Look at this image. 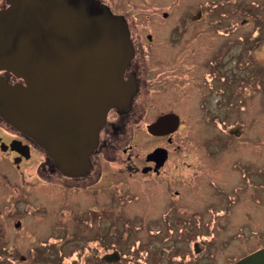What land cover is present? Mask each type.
Masks as SVG:
<instances>
[{"label":"flooded vegetation","instance_id":"obj_1","mask_svg":"<svg viewBox=\"0 0 264 264\" xmlns=\"http://www.w3.org/2000/svg\"><path fill=\"white\" fill-rule=\"evenodd\" d=\"M96 1L127 23L134 53L123 79L135 84V94L127 109L107 113L81 176L63 173L42 146L0 117V264H169L186 250L188 262L205 264L215 256L209 258L206 243L196 240L193 253L190 241H204L208 224L229 217L244 198L240 193L251 194L256 186L253 160L237 158L234 149L244 124L228 131L224 126L225 115L255 85L253 73L240 76L231 65L251 64L254 48L264 42V0H216L214 7L204 3L177 14L170 9L148 23L120 12V0ZM10 2L0 0V12ZM0 75L10 84H26L7 70ZM167 114L179 116L177 129L150 133L149 126ZM183 124L187 130L178 136ZM176 140L187 147L183 152ZM34 148L44 160L22 171ZM116 156L121 165L113 162ZM237 171L241 179L234 184L228 177ZM199 177L209 200L185 193ZM159 179L166 190L144 199L140 186ZM183 196L194 204L181 211L176 205ZM65 212L71 217L63 221ZM175 239L184 249L175 247Z\"/></svg>","mask_w":264,"mask_h":264},{"label":"water","instance_id":"obj_2","mask_svg":"<svg viewBox=\"0 0 264 264\" xmlns=\"http://www.w3.org/2000/svg\"><path fill=\"white\" fill-rule=\"evenodd\" d=\"M10 3L0 12V70L26 84L0 75V117L42 146L63 173L84 175L107 113L127 109L136 91L123 79L134 53L127 23L96 0ZM178 124V115L167 114L148 129L159 134ZM233 264H264V248Z\"/></svg>","mask_w":264,"mask_h":264},{"label":"rangeland","instance_id":"obj_3","mask_svg":"<svg viewBox=\"0 0 264 264\" xmlns=\"http://www.w3.org/2000/svg\"><path fill=\"white\" fill-rule=\"evenodd\" d=\"M215 1L216 0H120V4L117 8L120 12H129L131 14L130 19L134 20V15L137 14V17L140 19L139 23H148L149 19L158 17L157 14L154 13H159V16L161 17V13L163 14V12H169L170 9H173L174 14H177L180 13L183 8H197L204 3L205 7H214ZM235 49V53H237L239 51V47ZM251 58V64L249 63L246 67H243V63H237V67L239 68L237 69L235 65L236 60H234L231 65L240 74V76L248 77V75H251L253 73L254 81H252L255 83V85H252L248 90L244 91L241 98H239V105L237 107V110L234 112L232 110L225 115V118H227L228 121L227 125L224 126V130L228 131V129L235 124H244V126L242 125V136H238V139L233 140V142L236 144L234 149L237 150L235 152L237 158L253 160L255 168L254 179L256 182V186L251 192L253 196H251L248 191H244L243 193L238 192L242 196H244L243 200L239 203V205L233 208L229 217H227V215L223 217L220 216L216 220L215 224H208L206 233L204 235V241H202V237L200 238L197 236L193 237V240L187 239V241L191 240L189 250H193V253L194 246L197 245V243L193 244L195 240L197 242H200L202 245L206 243L207 252L209 251V258L213 253L215 259H208L207 261H204L207 262L205 264H217V262L220 264H229L233 261H236L240 257H245L249 255L250 252L264 246V180H261L264 177V85L261 86L262 88L259 87V85L264 82V71L263 69L258 68V65H260V67H264V42L259 43L254 48ZM242 100L245 101L243 102ZM236 118H238V121H235ZM185 124H183V127L180 129V133L178 136H183L184 132H186L188 125L186 126ZM195 134L199 135L198 132H196ZM223 135L227 136L226 132ZM177 145L181 147V152H183L187 148L180 140L175 141V146ZM191 148L192 144L190 141L189 149L191 150ZM108 152L113 155L112 150H108ZM245 152H247V155L245 154ZM122 153V151H118L116 155H123ZM0 155L3 154L0 152ZM43 155H45L43 151L34 148L33 159L23 164L22 171H24V169H32L38 167L44 160ZM115 161L120 165L122 163L120 156H116V159L113 162ZM108 167L109 165H105L103 168ZM193 173H198V171H194ZM228 178L229 181L235 184L237 182L236 180L241 179V172L237 171V175H232V177ZM14 179V182H17L19 180L17 176ZM197 180L198 181H191V186L185 193H194L193 196L198 199L201 198L204 194L205 199L209 200V194L205 192L203 188H201L200 177L197 178ZM165 182L166 181L159 179L155 180L154 183L148 188L146 186H140L142 188L141 193L143 194V198L146 199L148 192L153 193L156 190L162 191L164 189ZM258 184L263 186L258 187ZM165 190L166 188L164 189V191ZM250 198H252V200ZM175 200L178 201L177 198ZM193 200L194 198L192 197L185 198L183 196L182 199H179L176 207L183 211L185 207L190 208V206L194 204ZM83 205L84 203L78 204L80 208L83 207ZM246 211H248L247 215L245 214ZM132 213L135 214L134 208L132 209ZM62 217V220L64 221L67 218L70 219L71 216L69 213L65 212ZM210 217L207 216V220H209ZM180 227L183 230L182 225H180ZM78 229H81V227H79ZM182 230L181 234H184V231ZM192 232L193 231L189 233L187 238L191 237V235L193 234ZM84 234L87 233L84 231L83 236ZM138 235L142 239H144V234L142 232H138ZM77 238L81 240L84 239L80 237ZM175 240V247L179 248L180 250L184 249V242H179L178 239ZM187 253V250L183 253H177L175 256V260L170 261L169 264H191L190 262H188L189 260L187 258ZM216 260L217 262H215Z\"/></svg>","mask_w":264,"mask_h":264}]
</instances>
